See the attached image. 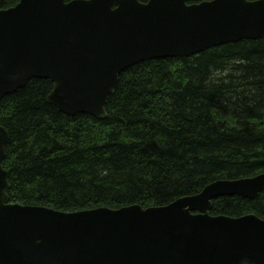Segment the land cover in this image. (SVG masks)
<instances>
[{"label": "water", "instance_id": "1", "mask_svg": "<svg viewBox=\"0 0 264 264\" xmlns=\"http://www.w3.org/2000/svg\"><path fill=\"white\" fill-rule=\"evenodd\" d=\"M21 0L0 9V102L49 79L48 102L107 118L127 69L264 38V0ZM0 125V264H264V219L211 214L213 201L256 199L264 173L220 179L166 206L78 212L11 203Z\"/></svg>", "mask_w": 264, "mask_h": 264}, {"label": "trees", "instance_id": "2", "mask_svg": "<svg viewBox=\"0 0 264 264\" xmlns=\"http://www.w3.org/2000/svg\"><path fill=\"white\" fill-rule=\"evenodd\" d=\"M53 88L32 79L0 102L12 203L67 213L166 206L264 173V38L127 69L104 120L64 114L48 102ZM211 214L264 219V191L219 197Z\"/></svg>", "mask_w": 264, "mask_h": 264}]
</instances>
